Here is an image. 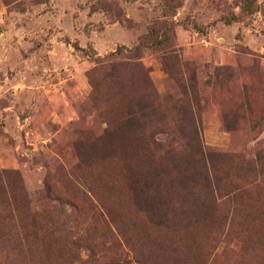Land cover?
<instances>
[{"label": "rangeland", "instance_id": "rangeland-1", "mask_svg": "<svg viewBox=\"0 0 264 264\" xmlns=\"http://www.w3.org/2000/svg\"><path fill=\"white\" fill-rule=\"evenodd\" d=\"M0 171V264H264V0H0Z\"/></svg>", "mask_w": 264, "mask_h": 264}, {"label": "trees", "instance_id": "trees-1", "mask_svg": "<svg viewBox=\"0 0 264 264\" xmlns=\"http://www.w3.org/2000/svg\"><path fill=\"white\" fill-rule=\"evenodd\" d=\"M139 46H136L134 49H138ZM175 151V148H173ZM172 149V151H173ZM175 163V162H174ZM186 174V176L189 178V180H191V182H195V179L199 176H202L203 181L205 182V186H207V188L209 189H214L215 190V179L213 177V173L209 171V168L207 167V163L204 160H201L200 166L198 167L197 171L193 170V171H186L184 172ZM7 174H9V172L6 171H0V175L5 177L7 176ZM0 176V178H1ZM130 189L134 190L135 192V199L137 201V199L140 196H144L145 198H141V201H145L146 198H148V200L151 202L152 201V181H147V180H142V179H135L133 182H131L130 185ZM150 212H152V208H150ZM104 236H108L110 238L111 241L114 242H118V237L117 235L114 233V231H112V229H110V227L107 225L106 227V231ZM100 257L96 258L93 262V264H121L120 262H118L119 260H108V261H99ZM103 258V257H102Z\"/></svg>", "mask_w": 264, "mask_h": 264}]
</instances>
